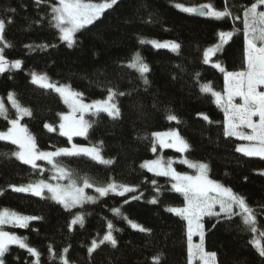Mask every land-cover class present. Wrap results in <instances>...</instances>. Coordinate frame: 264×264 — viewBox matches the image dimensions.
Wrapping results in <instances>:
<instances>
[{
	"label": "trees",
	"instance_id": "16d2710c",
	"mask_svg": "<svg viewBox=\"0 0 264 264\" xmlns=\"http://www.w3.org/2000/svg\"><path fill=\"white\" fill-rule=\"evenodd\" d=\"M207 2L220 10L225 6V0H118L100 19L79 32L77 43L69 48L59 41L58 33L46 20L42 24L34 23L48 11L47 3L37 6L35 0H0V18L6 21L5 39L13 45L5 50L6 57L23 61L21 69L0 74V97L12 118L14 110L7 104L9 91H14L21 103L33 110L34 117H25L21 123L27 125L41 150L68 145L67 138L60 136L58 131L49 132L44 128L45 122L57 126V113L66 111L67 107L57 94L30 83L32 71L46 73L54 82L70 84L84 93L85 100L106 96V90L96 82L105 86L111 82L120 91H131V95L118 98L122 112L119 120L112 121L101 113L99 123L90 130L88 139L75 137L78 143L85 145L102 141V155L106 159L115 158L112 165H100L85 157L61 158L69 168L87 173L100 183L112 178L117 182L139 185L135 193H126L123 197L110 193L95 204L85 205L84 210L91 215L86 216L83 228L73 225L71 231L68 229L72 216L80 209L69 213L54 201L30 193L13 192L9 184H26L38 174L30 176L29 166L14 158L0 157V189L4 190L0 194V209L9 208L24 215L43 217L30 221L28 228L5 226V230L27 237V243L41 253L40 264H59L58 259L49 261V245L57 254L69 247L66 257L70 264H153L156 255L161 257L160 264H187L186 223L165 210L168 206L183 205V197L167 191L170 185L166 183V177H154L140 168V164L151 159L154 153L151 152V140L138 139V135L171 126L176 127L192 145L185 153L189 159L209 163L210 178L231 187L257 209V226L264 231V175H261L264 160L235 152L238 140L223 137V112L212 102L210 94H202L199 90L200 84L211 82L214 90L222 91L223 74L211 63H202L203 50L217 42L218 31L232 30L233 21L230 18L215 21L182 13L174 7L176 3L195 7ZM227 2L232 7L249 4L251 0ZM7 8L16 11L5 12ZM9 18L13 21L10 24L7 23ZM235 25L241 32L225 46L222 54L212 57V61H221L227 71L243 68L242 21H236ZM138 37L176 41L181 44V49L177 54L168 49H154L151 45L141 46ZM44 43L57 46L43 50L35 48L34 51L24 47ZM136 51L150 67L148 86L142 83L134 69L126 67ZM197 72L200 73L198 82L194 79ZM166 107L178 116L181 124L166 120ZM198 114L207 115L214 123L209 124ZM7 127V121L0 118V131ZM13 150H16L15 145L0 141V152ZM164 154L172 158L180 156L173 150H166ZM38 163L50 167L43 161ZM175 167L194 174L185 165L175 164ZM47 177L45 172L44 178ZM152 179L165 185L166 189L156 204L149 203L157 195L150 183ZM140 193H143L140 199H130ZM126 199L129 203L123 204ZM122 204L124 215L151 231L141 233L132 229L127 221L115 218L110 209ZM107 220L122 229L114 232L118 246L112 249L110 245H101L90 258L87 247L93 238L102 237ZM204 222L205 250L217 253V264H264V257L250 243L254 234L242 230L239 217L219 223L215 218L205 217ZM255 235L264 245V238L259 237V233ZM3 259L5 264H32L35 258L25 249L9 245Z\"/></svg>",
	"mask_w": 264,
	"mask_h": 264
},
{
	"label": "snow or ice",
	"instance_id": "6c2138e0",
	"mask_svg": "<svg viewBox=\"0 0 264 264\" xmlns=\"http://www.w3.org/2000/svg\"><path fill=\"white\" fill-rule=\"evenodd\" d=\"M42 3L48 4V11L34 23L42 24L46 20L49 27L58 33L59 41L72 48L77 43V34L100 19L106 10L113 8L118 3V0H102L99 3L93 2V0H54V2L35 0L37 6ZM174 7L182 13L215 21H221L225 18L232 19V30L218 31V41L213 46L203 50L202 63L206 65L211 62L212 57L218 53L222 54L225 46L238 32H241V29L236 27L235 22L242 21V70L227 71L221 61H216L211 66L223 74V91L214 90L211 82L200 84L199 90L202 94H210L213 98L212 102L223 112V137L244 142L236 144L235 152L241 153L245 157H259L264 160V0H251L249 4L233 5L232 7L225 0V6L222 10L217 9L211 2L202 3L195 7L177 3ZM4 11L15 13L16 10L7 8ZM237 11L241 14H236ZM12 22L11 18L7 20L9 24ZM5 29L6 21L0 18V74L19 70L23 64L21 59L9 60L6 57L5 50L12 48L13 45L5 39ZM138 43L141 46L151 45L154 49H168L177 54L181 49V44L176 41L161 42L156 39L138 37ZM56 46L46 43L35 45V47L31 44L24 45L30 51H34L35 48L43 50ZM126 67L134 69L145 86L150 84L147 76L150 67L139 51L131 56ZM199 76V72L194 74V79L197 82ZM30 77L32 85L57 94L67 107L66 113H57L59 117L58 129L59 135L67 138L70 147L53 146L54 150H41L27 125L21 123L25 117H34L33 110L29 106L23 105L14 91H9L7 104L14 110V118L10 116L9 108L4 99L0 98V118L6 120L8 125L6 130L0 131V141L15 145L16 150L0 152V157L14 158L20 164L30 167V176L36 174L38 176L30 179L26 184H9L8 187L15 193H30L32 196L54 201L69 213L73 209H80L72 216L68 229L71 231L73 225H79L83 228L86 216L91 215L84 210L85 205L95 204L100 198L106 197L110 193L120 197L125 196L126 193H135L139 185L117 182L112 178L106 183H100L87 173L81 174L77 170L69 168L61 158L85 157L100 165H112L115 158L106 159L102 155L104 147L102 141L80 145L72 142L73 137L88 139L90 130L99 123L101 113L106 114L112 121L119 120L122 112L118 98L131 95V91H120L119 87L112 86L111 82L107 86L96 82L99 87L106 90L107 94L103 99L86 102L83 92L75 90L70 84L52 81L46 73L32 71ZM9 78L11 79V77ZM237 98L239 102H237ZM153 107H156L155 103ZM165 113L167 121H174L177 125L182 123L170 108L166 107ZM141 114L143 115V113ZM86 115L92 119L86 118ZM198 115L202 116L209 124L214 123L209 120L207 115ZM44 128L49 132L56 130L47 122L44 123ZM137 138L150 139L151 152L153 153L157 152V145L161 150L174 149L175 152L180 153L179 159L171 157L165 159L162 155H158L155 159L141 163L140 168L146 169L154 177H166V183L170 185L167 191L179 193L183 197L182 207L168 206L165 210L186 222L187 264H194L197 261L199 264H217V253L205 250V217L215 218L218 223L222 220L232 221L234 217H239L242 230L254 234L250 243L257 249L259 255L264 257V245H261L260 239L255 235L259 233V237L264 238V231L259 230L257 226V209L251 207L246 202V198L234 192L231 187L210 178L209 163L192 160L185 156L192 145L176 128H170L163 132L145 133L143 136L138 135ZM38 161H43L50 167L41 166ZM174 164L185 165L188 169H192L194 174L177 171L173 166ZM45 172L48 173L47 179L44 178ZM261 175H264V172H261ZM150 183L157 195L149 203L156 204L160 194L166 190L165 185L158 184L156 179H152ZM86 189H93L97 195H89ZM3 191L0 189V194H3ZM142 195L143 193H140L139 196H132L130 199L138 200ZM127 203H129L128 199L123 201V204ZM123 204L110 209L113 216L127 221L132 229L141 233L150 232V229L133 222L127 215L123 214ZM41 219L43 217L24 215L9 208L0 209V264H5L3 257L9 251V245H17L20 249H25L31 257L35 258L32 264H40L41 253L36 247L27 243L28 238L5 230V226L28 228L30 221ZM121 231L122 229L117 228L112 220H107L106 231L102 237L93 238L90 246L87 247L89 257L91 258L101 245H110L112 249H116L118 240L114 232ZM194 236H199V243H193ZM48 252L49 261L58 259L59 264H70L66 257L69 247L63 248L57 254L49 245ZM160 259V255L154 256L153 264H160Z\"/></svg>",
	"mask_w": 264,
	"mask_h": 264
},
{
	"label": "rangeland",
	"instance_id": "374dc122",
	"mask_svg": "<svg viewBox=\"0 0 264 264\" xmlns=\"http://www.w3.org/2000/svg\"><path fill=\"white\" fill-rule=\"evenodd\" d=\"M93 2H97V3H99V2H102V0L101 1H94L93 0ZM177 4V3H176ZM185 5V4H184ZM185 6H189V7H191L190 5H185ZM156 40H159V39H156ZM159 41H161V42H163V41H172V40H159ZM217 41H218V39H217ZM216 43V42H215ZM215 43H213V44H211V45H209V47H211V46H213ZM216 61H212L211 60V64L212 63H215ZM209 63V64H210ZM223 88H224V86H223ZM223 88H222V91H223ZM221 91V92H222ZM1 98V97H0ZM86 102H90V100H85ZM237 102H239V100H238V98H237ZM68 111V109L66 110V111H64L65 113ZM87 118V117H86ZM254 119H257V118H255L254 117ZM59 123V122H58ZM53 127H54V129H56V131H58L59 132V129H58V125L57 126H54V125H52ZM170 128H176V127H174V126H171V127H168L167 129H163V130H161V132H163V131H167V130H169ZM177 129V128H176ZM178 130V129H177ZM4 131V130H3ZM245 131H247V129H245ZM73 143H75V144H80V145H85V144H81V143H78V141H76L75 140V137H73V141H72ZM239 143H244L243 141H239L238 140V142H237V144H239ZM88 145V144H87ZM64 147H70V145H69V143H68V145H66V146H64ZM51 150H54V149H49V150H47V151H51ZM166 150H173V151H175L174 149H163V150H161L160 148H159V146L157 145V152L156 153H154V156L153 157H151V159H155L158 155H162L165 159H167V158H169V157H171L172 158V156H168V155H166L165 156V154H164V151H166ZM185 156H186V154H185ZM180 158V156H178V157H176V158H173V159H179ZM151 159H148V160H151ZM146 161V160H145ZM39 162V161H38ZM174 167H175V164L173 165ZM176 168V167H175ZM176 170L177 171H180V172H187V173H189V174H192V173H190V172H188L187 170H179V169H177L176 168ZM264 172V171H263ZM86 192L89 194V195H97L95 192H94V190L93 189H91V191H90V189H86ZM45 195H47V193H45ZM183 205H181V206H175V207H182ZM133 222H135V221H133ZM135 223H137V222H135ZM186 223V222H185ZM204 224H205V222H204ZM199 241V236H194L193 237V243H199L198 242ZM187 244H188V241H187ZM194 264H199V262L197 261V262H194Z\"/></svg>",
	"mask_w": 264,
	"mask_h": 264
}]
</instances>
